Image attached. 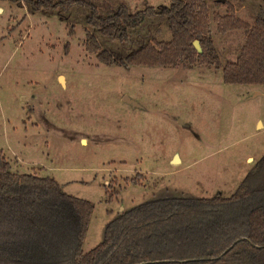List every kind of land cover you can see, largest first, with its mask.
Returning <instances> with one entry per match:
<instances>
[{"label": "rangeland", "instance_id": "1", "mask_svg": "<svg viewBox=\"0 0 264 264\" xmlns=\"http://www.w3.org/2000/svg\"><path fill=\"white\" fill-rule=\"evenodd\" d=\"M84 1L102 15L121 4L136 12L169 2ZM226 1L249 24L264 17V0ZM206 2L210 16L227 10ZM1 8L0 151L12 172L53 177L94 204L83 252L102 240L107 222L141 202L230 196L264 154V85L222 80L243 30L220 32L210 22L218 68L106 65L85 49L90 6L32 11L23 1L0 0ZM97 38L124 56L152 39L169 40L170 31L154 16L131 30L129 42ZM110 181L117 193L107 201Z\"/></svg>", "mask_w": 264, "mask_h": 264}, {"label": "trees", "instance_id": "2", "mask_svg": "<svg viewBox=\"0 0 264 264\" xmlns=\"http://www.w3.org/2000/svg\"><path fill=\"white\" fill-rule=\"evenodd\" d=\"M23 1L30 10L70 11L90 6L85 49L106 65L218 68L210 35L241 29L245 41L234 61L222 66L227 84L264 85V17L249 24L226 0L223 14H209L206 0H169L168 5L108 15L84 0ZM164 17L170 39L151 40L124 56L104 48L97 35L126 43L131 30ZM197 40L198 52L193 46ZM107 201L117 192L110 181ZM94 204L65 192L53 177L14 173L0 151V264H264V154L227 197L168 196L141 202L106 223L102 240L87 252L82 243Z\"/></svg>", "mask_w": 264, "mask_h": 264}, {"label": "water", "instance_id": "3", "mask_svg": "<svg viewBox=\"0 0 264 264\" xmlns=\"http://www.w3.org/2000/svg\"><path fill=\"white\" fill-rule=\"evenodd\" d=\"M221 2H223L224 0H219ZM193 46L195 47V49L200 52V46H199V42L197 40L193 41ZM125 99L128 101V102H131V103H136L135 101L131 100L129 97L125 96ZM122 210V208H121Z\"/></svg>", "mask_w": 264, "mask_h": 264}, {"label": "crops", "instance_id": "4", "mask_svg": "<svg viewBox=\"0 0 264 264\" xmlns=\"http://www.w3.org/2000/svg\"><path fill=\"white\" fill-rule=\"evenodd\" d=\"M0 10H2V8H1ZM234 11H235V12H237V10H236V9H234ZM258 124H261V126H262V122H261V120H260V119H258V120H257V122H256V125H258ZM175 155H177V156L179 157V155H178V154H175ZM179 159H180V157H179Z\"/></svg>", "mask_w": 264, "mask_h": 264}, {"label": "bare ground", "instance_id": "5", "mask_svg": "<svg viewBox=\"0 0 264 264\" xmlns=\"http://www.w3.org/2000/svg\"><path fill=\"white\" fill-rule=\"evenodd\" d=\"M175 160L177 161V160H178V158H175ZM175 160H174V161H175Z\"/></svg>", "mask_w": 264, "mask_h": 264}]
</instances>
